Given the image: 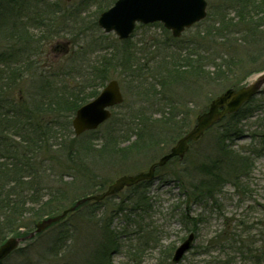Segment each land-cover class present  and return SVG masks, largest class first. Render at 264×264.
<instances>
[{
	"label": "rangeland",
	"instance_id": "obj_1",
	"mask_svg": "<svg viewBox=\"0 0 264 264\" xmlns=\"http://www.w3.org/2000/svg\"><path fill=\"white\" fill-rule=\"evenodd\" d=\"M49 1L54 2L58 16L55 21L65 33L46 42L42 52L29 50L22 60L21 57L0 60L3 73L0 77L18 67L23 71V76L13 80L4 94L7 101L4 110L11 118L20 112V122L15 117L0 137L24 147L16 159L24 172L18 182L23 184L11 198L24 200L26 204L11 216L8 226L0 228V240L10 237L9 233L17 229H34L45 211H60L79 198L87 201L65 223L45 230L34 241L22 242L20 247L24 249L14 252L1 264H207L218 261L214 257L225 260V253H208L202 245L224 227L231 228L238 239V216L253 220L261 215L255 207L264 204V92L254 97L252 108L246 109L251 114L240 121L227 117L222 123H230L226 129L234 128L225 141L229 149L244 152L254 161L252 171L242 181L244 187H238L234 177L216 182L204 169L210 165L211 170L219 173L214 165L223 159L219 135L226 131L225 125L220 124L192 142L181 159L158 167L155 178L147 186L126 187L99 201L89 197L102 194L122 175L147 171L183 133L194 127L197 116L209 108L213 99L229 88L246 85L264 70V26L260 25L264 0H253L256 9L250 8L252 3L246 6L242 14L249 16V21L235 16L237 7L238 14L243 7L239 1L244 0H207L206 19L179 38L156 22L137 25L127 40H120L116 33H107L96 25L100 9L105 3L112 5L114 0H106L105 5L102 0H96V4L95 0ZM223 16L234 17L235 24L230 31L221 33L218 19ZM1 17L0 10V20ZM75 21H80L83 29ZM63 22L66 25H61ZM9 44L13 43L0 37V52L6 51ZM57 45L60 48L56 49ZM112 53H116L115 57L108 62ZM187 55L200 60V75L187 71L186 67L180 73L172 71L175 59ZM131 56L134 65L129 62ZM219 65L223 67L217 72ZM97 69L105 71L104 84L117 79L124 95V103L113 109L111 119L123 123L124 129L118 133L128 137L118 136L121 143L115 144L111 157L101 146L109 135L110 122L95 133L84 134L80 141L92 138L96 146L90 151L82 150V142L75 140L72 126L76 110L70 114L82 97L92 99L96 90L94 81L100 75ZM226 72L228 77L220 79ZM4 91L0 89V97ZM52 92L68 96L64 109L44 107V113L38 111L35 101L42 98L48 102ZM73 94L80 96L71 98ZM26 110L36 116V122H32V116H22V112L29 113ZM172 111L186 120L165 123L168 117L175 119L170 114ZM130 124L131 128L126 130ZM35 125L42 134L37 146L45 147L33 153L26 146L31 144L30 126ZM141 126L153 129V134ZM238 127L241 132L233 134ZM34 180L41 188H30L29 183ZM207 185H213L212 194L205 193ZM9 189L10 185L1 183L0 197L4 198ZM52 195L59 198L50 203ZM194 227L197 231L191 249L182 260L173 263L175 249Z\"/></svg>",
	"mask_w": 264,
	"mask_h": 264
},
{
	"label": "trees",
	"instance_id": "obj_2",
	"mask_svg": "<svg viewBox=\"0 0 264 264\" xmlns=\"http://www.w3.org/2000/svg\"><path fill=\"white\" fill-rule=\"evenodd\" d=\"M99 1L100 0H98V2ZM102 1H103L102 4H104L106 0H102ZM236 1L238 2V0ZM5 3L7 4L4 6ZM53 3L54 2H50L49 0L47 1L46 0H0V10L2 11V17L0 20V37H2L3 39H5L6 41L10 43H13L12 45L9 44L6 51L2 50L0 52V60L1 59L5 60L3 57H9L12 60H14L15 58L19 59L21 57L20 60H22L29 50L35 53H38V50L39 52H42L45 50L46 42L51 41L55 38H58L59 36L62 35L61 33H65L63 31L64 28L59 27V25L55 21V18L58 16L56 15L53 9ZM96 3L97 1L95 0V4ZM251 3H252V6L250 7ZM105 4H104L105 7H102L100 11L108 8L111 5V3H105ZM239 4L242 5L243 7L241 9L240 14H238V7H237V11L235 15L236 19H239L240 17L244 21L245 20L249 21V16L242 14V12L246 9V6H249L251 9H256V7L253 6V0L239 1ZM262 14L264 15V12ZM234 19H235L234 17L232 18H229L226 16H223V18L220 17L218 19V23L221 25L218 27L220 32L223 33L224 31H227V30L230 31L231 28L234 27V24H235ZM251 19H254V18H251ZM260 20L262 21L260 25L264 26V17H260ZM241 23H245V22H241ZM63 24L66 25V22H63L61 25ZM76 25H78L79 28L83 29L80 21H77ZM115 54L116 53L109 54L108 62L111 61L115 57ZM122 54L126 55V52H123ZM132 59L133 57L131 56L129 62L131 65H134V62L132 63ZM31 64L35 66L34 62H32ZM221 65L217 66L218 67L216 69L217 72L219 68L223 67ZM184 67L188 68L187 71L194 72L196 75H200L202 73L200 71L201 69L200 60L194 57L192 59L190 55L180 57V58L177 57L174 61L172 71L174 73H177V72L180 73V70L183 69ZM97 70L100 72V75L97 78V80L94 81L96 82V85H94V88H96V90L92 93L91 98L97 95L100 87H103L105 85L104 82L107 80L105 71H103L102 69H97ZM182 72H186V71H182ZM228 75L229 73L226 72V75H222L220 79H222L223 76H225L226 78L228 77ZM0 76H3V73L1 71H0ZM22 76H23V71L20 67H18L17 69L12 70V72L9 73L8 75H5L4 77H0L1 92L5 90L3 95L0 97V135L6 132L7 129H9L11 120L14 122L15 117L17 118L16 122L18 123L20 122L19 120V117H21V115L19 114L20 112L17 111L16 114L12 115V118H11L9 117L10 113L4 110L7 104V101H5L4 99L5 97L4 94H6V89L9 88L10 85L13 84L12 81L18 79L19 77L21 78ZM212 78L215 79V76H212ZM91 86H93V84ZM79 96L80 94H73L71 95V98H75V97L78 98ZM49 97L50 99L48 102H46V100L43 101L42 98L40 99L36 98L37 100H39V101H35V105L37 106L38 111L44 113V107H48V108L54 107V110H63L65 105L67 104L65 101V98L68 96L66 95H63L62 97V94H57V93L54 94L52 92ZM89 99L90 97L88 98L82 97L79 103L72 107V111L70 112V114H73L75 110L82 103L88 101ZM253 101H254V98L246 102L237 112L231 115L225 116L223 119L219 120L215 125H220V124L222 126L225 125L223 129H226L227 123H224V124L222 123L226 121L227 117L231 118L232 121L235 118H238V121H240L250 112V110L247 112L245 111L248 107L252 108ZM26 111H29V110H26ZM23 114L25 118L32 116L31 118L32 122L37 121L36 116H34L33 113H30V111L29 113L22 112V116ZM170 114L173 115L175 119L173 120L170 117L165 119L164 122L169 125L172 123L178 122L177 120L181 122L182 121L184 122L186 120V118L183 115L174 114L173 111L170 112ZM179 116L180 118H178ZM114 120L115 119L109 120L110 129L107 133L109 135H106L104 138V141L101 143V146L105 147L104 150L106 149L107 152L105 153L108 155V157H111V154H114L115 144H119V142L121 143V140L119 141L117 140L119 138L118 136L120 135L118 133V130L124 129V127L122 126L123 123L120 124L121 122L119 121L115 122ZM215 125H213L212 127H214ZM30 128L33 130L30 133L31 134L30 135L31 144L30 146L28 145L26 147L31 148L30 152L34 153L44 148L45 146H37V139L42 136V134L38 132L40 129L37 127V125L33 126V128L30 126ZM130 128H131V124L129 125V127H126V130ZM141 128H145V127L141 126ZM145 129L147 130V132L151 131L150 134H153L152 133L153 129L149 127H146ZM180 129L182 128L179 127V130ZM233 129L234 128L229 127V129H226V131L220 133L219 135V138L221 139V142L223 143L221 144V150L224 154H223V159H218V161H215L216 163L214 162L215 163L214 166L218 167L219 169L218 171L219 173H222V176L219 173H216L215 171L211 170L210 165L209 167L206 166L204 169L208 171L209 174L213 175L216 178L215 180L216 182H218L217 180H221V179L223 180V178L225 177H228V178L234 177V181L235 182L238 181V187L239 186L244 187L245 183L242 181L249 176L250 172L252 171V166L254 164V161L250 157V155L244 152H241L239 150L236 151L233 149H229L230 147L228 144H226L225 141L227 138L231 137V134H228V132ZM95 132L96 131H89L85 134H91ZM235 132H237V134L241 132L239 127L237 131L233 132V134ZM83 136L84 134L78 137L75 136L76 141L82 142V146L80 149L89 150V151L93 150V147L96 146L95 141L92 138H88L83 141H80V139ZM126 137H128V135H123L121 133L120 138H126ZM16 145L17 144L8 142L6 139L0 137V152H2L0 153V184L4 182V184L10 185L9 191H6L4 193L5 194L4 198L0 197V228L8 226V224H10V221L12 219L11 216L14 217V215L20 212L21 208L26 205L24 200L14 201L11 198V195L13 194L15 196L16 190H19L22 187L23 183L18 182V180L19 178L21 179L24 174V172L22 171V167L19 166L18 164L21 162L19 160H18L19 162L16 161L17 155L21 154L22 151H24L22 150V148L24 149V147L22 144H19V143H18V146ZM18 149L21 151L17 152ZM25 151H27V149ZM2 155H4L5 157H3ZM2 157L5 158V160ZM9 160H11V162H9ZM29 162L31 163V161ZM10 167L14 169H11ZM149 182L150 181H143L135 186L137 187V186L145 185V184L147 186ZM38 183L39 182L37 180L31 181V183H29L30 188H32V190L41 188V186ZM212 189H213V185L212 186L207 185V190L205 193L207 194V193L212 192ZM58 198L59 197H56V195H52V197L50 196V200L48 202L51 203L55 199L58 200ZM10 203H12V205ZM255 208L258 210V212L261 211L260 217H256V219L252 220L246 217L245 215H242V217L241 215L238 216L239 218L238 219V239L234 236L233 232L231 233L232 231L231 228L224 227L222 230H220V233H217L215 236L207 240V243H204L202 245L203 249L208 253H210L211 251H219L221 254L225 253L226 255L225 260H220L219 258L214 257L218 261L212 260L211 263H207V264H216L218 262H221L222 264H264V204L262 205L258 204V207L256 206ZM45 212L46 214L42 215L39 218L42 219L45 216H52L55 213V210H52L50 212L49 211H45ZM194 220H196V217H193V221ZM195 230L197 231L196 227L192 228V231H195ZM29 232L30 230L22 231V230L17 229L15 231L10 232L9 234L13 236H22V235L28 234ZM8 236L0 240V244L4 242V240ZM104 259H106V257H104ZM1 263L2 261H0V264Z\"/></svg>",
	"mask_w": 264,
	"mask_h": 264
},
{
	"label": "water",
	"instance_id": "obj_3",
	"mask_svg": "<svg viewBox=\"0 0 264 264\" xmlns=\"http://www.w3.org/2000/svg\"><path fill=\"white\" fill-rule=\"evenodd\" d=\"M207 0H117L114 6L102 12L99 17V25L106 31H115L121 39L129 37L136 23H153L160 21L172 31L173 36L179 37L182 32L196 22L203 20L207 15ZM264 84V74L239 91L227 90L223 95L212 100L208 111L197 117V124L183 138H181L170 150L163 155L157 165H164L174 156H183L187 151L190 140H198L203 132L212 126L218 119L227 113L236 111L242 103L258 92ZM123 95L117 80L108 82L103 91L91 101L82 105L73 119V127L76 135H81L87 130L96 129L111 116L110 107L123 101ZM156 165H152L148 171L135 175H123L109 185L106 192L95 199H102L107 195L120 191L125 186H132L142 180L154 177ZM67 211H65L66 213ZM64 213V214H65ZM62 215L48 219L38 224L39 230L58 220ZM194 234L176 249L173 261L179 262L184 254L191 248ZM17 241L9 239L0 247V259L16 247Z\"/></svg>",
	"mask_w": 264,
	"mask_h": 264
},
{
	"label": "bare ground",
	"instance_id": "obj_4",
	"mask_svg": "<svg viewBox=\"0 0 264 264\" xmlns=\"http://www.w3.org/2000/svg\"><path fill=\"white\" fill-rule=\"evenodd\" d=\"M34 244H35V243H34ZM34 244H32V245H34ZM32 245H31V246H32ZM13 253H14V252H13ZM13 253H11L7 258H9ZM7 258H6V259H7Z\"/></svg>",
	"mask_w": 264,
	"mask_h": 264
},
{
	"label": "flooded vegetation",
	"instance_id": "obj_5",
	"mask_svg": "<svg viewBox=\"0 0 264 264\" xmlns=\"http://www.w3.org/2000/svg\"><path fill=\"white\" fill-rule=\"evenodd\" d=\"M55 48H56V49H58V48H60V46H59V45H57Z\"/></svg>",
	"mask_w": 264,
	"mask_h": 264
}]
</instances>
